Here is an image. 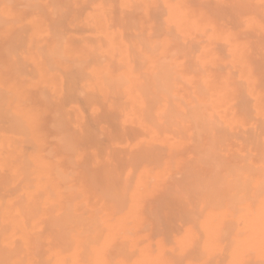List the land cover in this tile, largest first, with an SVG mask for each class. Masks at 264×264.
<instances>
[{
  "label": "bare ground",
  "instance_id": "6f19581e",
  "mask_svg": "<svg viewBox=\"0 0 264 264\" xmlns=\"http://www.w3.org/2000/svg\"><path fill=\"white\" fill-rule=\"evenodd\" d=\"M0 264H264V0H0Z\"/></svg>",
  "mask_w": 264,
  "mask_h": 264
}]
</instances>
